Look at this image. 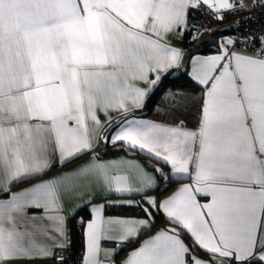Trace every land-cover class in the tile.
Wrapping results in <instances>:
<instances>
[{
    "label": "snow or ice",
    "instance_id": "snow-or-ice-1",
    "mask_svg": "<svg viewBox=\"0 0 264 264\" xmlns=\"http://www.w3.org/2000/svg\"><path fill=\"white\" fill-rule=\"evenodd\" d=\"M251 4L264 7V0ZM204 8L222 21L225 12L248 5L0 0V264H66L56 251L70 246L68 220L80 211L88 215L77 221L84 236L81 264H117L120 250L151 231L156 212L170 226L140 241L119 264L264 262V34L229 38L218 54L191 59L190 75L204 86L195 129L183 120L128 118L182 66L184 53L171 41L187 32L197 39L189 13ZM173 95L169 90L164 99ZM112 112L124 119L112 124ZM101 142L146 152L170 166L168 175L149 165L160 179L190 183L163 201H108L141 207L143 217H106V205L93 198L65 212V202L92 184L106 195L157 186V176L136 161H101L95 153ZM89 154L83 164L48 177L53 167ZM120 167L125 174L116 172ZM18 183L27 186L13 191Z\"/></svg>",
    "mask_w": 264,
    "mask_h": 264
},
{
    "label": "crops",
    "instance_id": "crops-1",
    "mask_svg": "<svg viewBox=\"0 0 264 264\" xmlns=\"http://www.w3.org/2000/svg\"><path fill=\"white\" fill-rule=\"evenodd\" d=\"M244 2L248 5V8L251 6V0H244ZM205 10H207L205 8ZM194 11V10H193ZM208 11V10H207ZM191 12V11H190ZM190 15V13H189ZM227 26L223 25L219 27L223 32L220 35H217V29H210L208 31L203 32L202 34L198 35L197 41L195 45L190 49H184L182 47V38H173L171 43L173 46L180 48L183 53V64L179 69H173L170 72H176V71H185L188 73L189 77L192 79L190 73L192 71V65H191V59L193 57H209L218 54L220 50V44L224 41H226L229 38H232L231 33L227 30H223ZM228 32V33H226ZM207 40H213L214 44L217 46V51L207 54H199L192 52L195 51L198 46H202ZM194 84L199 88V91L194 92H187V91H180V90H171L168 89L164 91L159 99L157 100V104L152 106L150 113L146 114L145 107L142 110H136L134 113H131L128 115V118L131 119L133 116L138 119H144V120H154L158 123H167V124H174L180 120H183L186 127L188 129H195L198 125V118L200 113V107H201V97L203 94V88L204 86L198 84L197 81L192 79ZM171 91L175 95L170 97L169 99L165 100L164 96L165 93L168 91ZM100 118L102 120L105 119L104 115L101 113ZM124 119V115L122 113L112 112L111 113V123L115 124L116 121H120ZM106 132H112L113 129L107 127L105 128ZM95 153L98 155L99 159L101 161H109V160H119L123 158L126 161H136L140 165L144 166L145 170L149 173H152L153 175L157 176V186L153 187L152 189H149L146 192L141 193H125V194H116L112 193L110 195H106L104 193L103 188L100 185L92 184L91 186L85 187L81 190V195L76 196L75 198L71 200H67L65 202V212H67L69 209L73 208L74 206L80 204L82 200L87 198H93L92 203L95 204H105L106 207L104 209V215L106 217H143L144 213L141 210V207H137L134 205H126V204H108V201H120V200H132L136 201L140 204H143V197L145 196H156L160 201H163L167 197L171 196L182 183H190L189 180H177V179H169L167 182L159 178V174L154 172L153 167H150L149 165H156L158 167H162L164 172L168 175H171L170 173V166L163 164V162L157 163L155 159H152L149 157V154L146 152H141L140 150H131L126 148H121L119 144L115 147L111 143L105 144L104 142H101L98 144L95 148ZM90 159L89 155L81 156L79 159H76L72 161L71 163H68L63 168H56L53 167L48 172V177L55 176L59 174L61 171H68L71 170L80 164H83L84 162L88 161ZM125 168L120 167L116 169V172L118 174H125ZM47 178V177H46ZM172 184V187L166 192L163 193L170 185ZM26 184L18 183L13 187V191H17L23 187H26ZM139 186V185H137ZM206 202L204 199H201V203ZM120 210V213H115L113 211ZM86 212V211H85ZM79 216H83L82 214H79ZM85 219H88V215L83 216ZM71 219L68 220V227ZM167 218L164 216L162 212H156L155 213V224L152 227L151 231L144 232L142 235L139 236L138 240H136L134 243L127 244L122 250H120L119 255L115 257L117 264H119V261L124 260L128 253L137 247L140 243V241H143L147 238H149L151 235H154L158 230L169 227ZM82 233H83V227ZM184 239L185 243L191 244V240L188 235H184L182 237ZM134 244V246H131ZM105 247L111 248L115 247L114 244L111 243H105ZM82 252L84 250V236H83V245H82ZM62 250L56 251V256L58 257L61 254ZM200 258L207 259V255L203 251H199L196 253ZM219 259V257H218ZM255 262V261H251ZM257 263V262H255ZM21 264H56V261L54 259H44V260H33V261H23ZM223 264H229L227 259L223 260ZM260 264H264V262H260Z\"/></svg>",
    "mask_w": 264,
    "mask_h": 264
},
{
    "label": "trees",
    "instance_id": "trees-1",
    "mask_svg": "<svg viewBox=\"0 0 264 264\" xmlns=\"http://www.w3.org/2000/svg\"><path fill=\"white\" fill-rule=\"evenodd\" d=\"M226 13V12H225ZM224 13L223 20H216L212 18L209 14L208 11L202 9L201 11H191L190 12V20H194L193 23L197 25V31L196 35L198 37L199 34H202L205 31H208L210 29H217L218 32L216 34L220 35L222 34V30L219 28L223 25L227 26V22L229 21V17ZM228 33V32H226ZM230 33V31H229ZM192 32H187L184 34L182 38V47L184 49L190 50L196 43L197 39L192 40ZM217 51V46L214 44L213 40H207L202 46H198V48L193 51L192 53H199V54H207V53H212ZM174 73V74H173ZM180 90V91H187V92H194V91H199V88L194 84L192 79L189 77L188 73L185 71H174L170 72L169 74L166 75L164 78L162 84L160 87L156 90V93L151 96V98L148 100L147 105L145 106L146 114L150 113V110L152 106L157 104V100L159 99L160 95L168 90ZM172 187V184L163 192L166 193L170 188ZM115 213H120V210H115L112 208ZM79 214H82L83 216L86 217L87 213L85 211H80L76 216ZM75 216V217H76ZM75 218L71 219L69 223V239L71 241L69 248L74 252H78L79 250L82 252V245H83V233H82V228L77 227L75 224ZM131 246H134L132 244ZM250 264H257L255 262H250Z\"/></svg>",
    "mask_w": 264,
    "mask_h": 264
},
{
    "label": "built area",
    "instance_id": "built-area-1",
    "mask_svg": "<svg viewBox=\"0 0 264 264\" xmlns=\"http://www.w3.org/2000/svg\"><path fill=\"white\" fill-rule=\"evenodd\" d=\"M229 17L227 26L230 27V33L232 38L248 34L255 33L256 35L264 34V7H260L259 4L251 6L245 10H237L234 12L225 13ZM191 23L194 20H190ZM79 218L75 220L77 227H81L77 223ZM82 252L79 250L74 253L69 247L67 250H62L59 256L66 258V264H81Z\"/></svg>",
    "mask_w": 264,
    "mask_h": 264
},
{
    "label": "water",
    "instance_id": "water-1",
    "mask_svg": "<svg viewBox=\"0 0 264 264\" xmlns=\"http://www.w3.org/2000/svg\"><path fill=\"white\" fill-rule=\"evenodd\" d=\"M223 30H227V31H229V30H230V27L227 26V27L223 28Z\"/></svg>",
    "mask_w": 264,
    "mask_h": 264
},
{
    "label": "bare ground",
    "instance_id": "bare-ground-1",
    "mask_svg": "<svg viewBox=\"0 0 264 264\" xmlns=\"http://www.w3.org/2000/svg\"><path fill=\"white\" fill-rule=\"evenodd\" d=\"M229 31H230V30H229ZM80 217H81V216H79V215H78V216H76V217H75V220H76L77 218H80ZM74 222H75V221H74ZM81 227H82V226H81ZM81 227H80V228H81Z\"/></svg>",
    "mask_w": 264,
    "mask_h": 264
}]
</instances>
